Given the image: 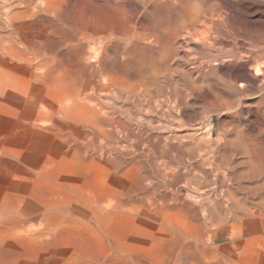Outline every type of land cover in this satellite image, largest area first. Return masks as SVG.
<instances>
[{"label": "rangeland", "instance_id": "1", "mask_svg": "<svg viewBox=\"0 0 264 264\" xmlns=\"http://www.w3.org/2000/svg\"><path fill=\"white\" fill-rule=\"evenodd\" d=\"M7 1L8 2H6V0H0V22L2 23V25H1L2 29L0 28V30H1L0 35H1V32L3 35L5 34L4 36L1 35L5 38V40L8 39L9 34H13L14 36L20 35L23 37L29 36V37H31V39H33V41H35L36 44L42 45V48H43L42 53H40L38 55H36L34 53L28 54V55H30V57H31V55L34 57L38 56V57H36L37 59H39V58L43 59L44 58L45 60H47V62H49V65L47 64V69H45L46 70L45 75L43 74V72H41V75L38 74L37 76H39V77L35 78L33 80L34 87H32L30 97L33 98V96H34V99L43 100V101H44L43 98H48V99H46V101H48V103L46 101H44V102L47 103V109H48L47 112L50 115L49 116L47 113V118L50 117L51 119L50 120L48 119L47 123L46 122L44 123L45 125L43 124L41 126L39 125L36 127V128H38V130H40L42 128L43 130H45V133H44V131L41 134L40 133H38V134L34 133L33 135H30V137H28L29 136L28 135V136H23L24 137L23 138L22 135H19L18 133H17V135H15L11 131L12 129L14 130V126L13 125L10 126L11 123L9 122L10 120L13 121V119L10 116L12 110L7 108L6 106H0V135L1 134H8L9 135V133H10L9 139H12V140H9V141H11L10 142L11 145L9 144V146H12V147L14 146L13 148L10 147V151L13 152L14 155L17 154L16 156H19V154L21 153L20 157H18L19 160L23 159V158L25 160H28L30 168H31L30 169L31 172H29V173L21 168V166L23 165L22 163H20L19 169L17 168V170L15 169L13 171L12 170L9 171V170L5 169L4 167L0 168V179H1L0 180V203H3V202L8 201V200H9L8 202H11V203H14V201H16V200L18 202H20L22 200L27 199V196L29 197L27 200H29L31 198L30 196H33V194H34V196L29 200L30 203H31V201H33L32 199H34V201L36 200L35 202L33 201L31 203L32 205L34 204L33 205V208H34L33 209V217H34V222H35L34 225L35 224L38 225V226L35 225L36 231L40 230L41 232H44V239H45L42 246H40V248H41L40 249L39 247L35 246V244H34V242H36L35 240L33 241L28 236H25L24 234H22V235H19L18 237L15 236V238L12 237L11 238L12 240L8 239V241H6L4 244V248L7 251H12V252H14L20 256H21V252H23V251L27 252V251L31 250V251H29V253L31 255L30 257H32L35 264H41V261L45 262V264H54V263H56V264H58V263L59 264H64V263L66 264L67 263L68 264V262H69V264H80V263L81 264L82 263L87 264L90 261V259H91V261L88 264H141V263L142 264H149V263L155 264L154 262H156V264H157L158 259H159L158 261L161 260L158 264H161V263L163 264L164 260H165L166 264L167 263L168 264H175V263L176 264H179V263L180 264H189V263L190 264H199V263L200 264H203V263H205V264L206 263L207 264H218V263L219 264H231V263L232 264H234V263H236V264H264V249H263L264 243H262L261 241H258V240L252 242L251 237H249V238L243 237L244 239L240 238V240L234 241L230 237V235H228V232L226 230V229L232 228L231 226H233L234 224L238 223V225H240V223H242V221L248 220V219L244 220V218L247 215V214L245 215V213H247L249 211L264 210L263 209L264 208V203H263L264 202V93H263L264 91L259 92V94L257 93L256 95H251V93H250L251 88L254 87V85L258 86L261 84L260 82H258V84L253 82V79L251 78L252 75L255 74L253 66L249 65L247 67V71H246V78L247 79L246 78L244 79L243 77H238V78H234V80H235L234 81L228 76V74H229L228 72H229L230 68L227 66L232 65V63L227 62V60H228L227 58L222 59V57H215L212 59V62L209 63V64H212V66L209 65L210 69L208 68L210 71L207 70V72L209 71L210 73L209 72H208L209 74L206 72L204 73V71H203V73H200L202 71V69L196 68V67H198V65L197 64L195 65V63H193L194 62L193 60L191 61V59H193L192 58L193 55H191V54L196 53L199 55V52L202 51L201 50L202 48L197 46L192 40H188V39H185V41L187 43V47L185 45H183V47L180 46V48H179V46L175 42V38H176L175 36H177L179 34L178 31L181 29L182 25L184 26L193 17V13L191 10H193L194 8L189 3L188 0H162V1L161 0H101V1L100 0H47V2H46V0H7ZM186 1H188V3ZM202 1H203V3H201V5H200V11L203 12L205 10L203 7H206L205 11H208V10L210 11V12H208L209 14H206L207 12L204 14L205 11L203 13L201 12L203 14V15L201 14V16H202L201 21L202 22H203V18L204 19L212 18V17H214L212 19L218 18V15H219L218 13H220V12H218L217 10L214 11L215 8L213 6H216V5L219 6V4H220V7L225 8L224 10H225V13L227 15H224L225 19H222V18H220L221 20L218 19L217 23L218 22L219 23L217 24V27H215V31H216V28L219 29L220 31L225 32V33L239 32V31H241V29L250 31L251 28H253V26H254V28H253L254 30L252 29V31H256L257 30L256 28L259 27V24H262V23L264 24V0H241V1L240 0H237V1L236 0H215V3H214V0H202ZM228 1H230V2H228ZM13 3H15V4H13ZM235 3H237V4L235 5ZM18 4H20V6ZM168 4H169V6H168ZM182 4H183V10H185V12L187 14L189 12L190 13L188 15L186 14L185 15L186 17L184 16L185 18L181 19L177 16L178 15L177 11L180 10V6H182ZM233 5H234V7H233ZM8 6H10V7H8ZM37 6H40V7L36 8ZM45 6H47V8ZM49 6L55 7L57 9V12L54 13L53 11H49V9H48ZM208 6H210V7H208ZM201 7L204 10H201ZM29 8H33V10L30 9L31 11L30 10L28 11L27 9H29ZM35 8H36V10H35ZM88 8L90 10H87ZM207 8H209V9H207ZM186 9H188V10H186ZM210 9H212V10H210ZM22 10H25V11L23 12ZM26 10L29 14H26ZM9 11L11 14H14L16 11H17L16 13H20V16L16 19H17V21L21 20L18 22L22 26H24L26 29L20 28L18 33H16L15 29L7 28L4 25L2 19L7 17L5 15H7ZM41 11H43V12H41ZM86 11H90L89 14ZM226 11H228V13ZM211 12H213V13H211ZM3 14H5V15H3ZM21 14H22V16H21ZM32 14H33V16H35L34 18H32L33 17ZM27 15L29 17H27ZM189 16H190V18H189ZM227 16H228V18H227ZM183 19L186 21H181ZM225 20H228L229 22L225 21ZM237 20H238V22H237ZM240 20L243 22V24H241L242 22ZM222 21L223 22L225 21L227 26H225V23H222ZM250 21L253 24L249 23ZM258 21H260V22H258ZM246 22H248L247 24L249 26L246 24ZM254 22L256 24H254ZM228 24H229V26L230 25L231 26L229 27ZM233 24H234V26H233ZM236 24H238V25H236ZM240 24H241V26H240ZM244 24H245L246 29L243 26ZM263 24L260 25L259 28H261V29L264 28ZM222 25H223V27H222ZM246 25H247V27H246ZM255 26H256V28H255ZM236 28L237 29L239 28V29L236 30ZM221 29H223V30H221ZM228 29H229V31H228ZM231 29H233V31H231ZM261 29H259V30H261ZM187 31H188V29L185 30L183 33H186ZM252 31H250V32H252ZM150 32L153 33V35ZM155 32L157 33V35H159L157 37V39H155L156 37L154 36V34L156 35ZM45 33H46V35H45ZM84 33H86V34H84ZM88 33H90V34H88ZM82 34L83 35H89L92 37L94 36V38H100L101 36L104 37L105 35H108V37L111 39V40L108 39L107 41L103 42L101 47L98 48V50H95L94 48L99 47V45H100L99 42H97L96 44H93V47L91 46V48L94 49L95 56L97 55L96 57L98 59L101 58L100 59V65H97L99 63L95 57L90 58V59H93L92 62H90L91 60L88 59V61L90 60L89 61L90 63L88 62V64H87V59L84 58L85 56L82 57L81 52H80V47H79V40H80ZM44 36L46 38H44ZM150 36H151V38H150ZM173 37H175V38H173ZM158 38H160V39L158 40ZM36 39H38V40L36 41ZM225 39L223 38V40H224V43H223L224 46L223 47L224 48L227 47L226 49H231V47L233 48L234 44L228 40H225ZM5 42L6 41H4V43L0 42V46L7 43V42L6 43ZM134 43H136V44L134 45ZM155 43H157V44L159 43V44L157 45ZM97 44H99V45L97 46ZM225 44H226V47H225ZM150 45H151V47H150ZM164 46H166V47H164ZM184 46L186 48H184ZM242 47H239L240 50H238L237 54H236L239 59H241L244 56L243 55L244 51L247 52V48H248L247 46H246V48H242ZM176 48H177V50H176ZM181 48L184 49V51H178ZM187 48H190L192 50L186 51ZM99 49L102 52H100ZM197 49H198V51H197ZM87 50H89V48H87ZM139 50H141V51H139ZM2 51L3 50L0 49V54L1 53L3 54ZM146 51L147 52L152 51V52L147 53ZM179 53L182 56L184 54H186L183 56L186 59L184 60V58ZM101 54H103V55H101ZM239 54L241 57H239ZM177 55L180 57H178ZM162 56H163V58H162ZM56 58H58V59H56ZM78 58H80L79 60H81V61H79ZM160 58H161V60H160ZM152 59L154 62H152ZM221 59H222V61H221ZM53 60H55V61H53ZM84 60L86 62H84ZM95 60L97 61V63ZM17 62L20 63L19 61H17ZM217 62H219V63H217ZM51 63H53V64H51ZM220 63H222V64H220ZM54 64H56L58 66L56 67V65H54ZM60 65H62L61 67H63V68H61ZM97 66H100L101 70H103L105 73H107L114 80L116 77L120 78V81H121V78H122V80L124 79L123 81L120 82V81H118L119 79L117 78L118 82L116 80L115 81L117 83H123L124 85H126V87H127L126 91H123L121 89H113L112 91H109V93H108V92H101L99 87H97L98 88L97 90L99 91V93L96 96V98H94L93 100L87 98V96H88L87 94H90V93H87V91H90V88H92L91 92L93 90H95L96 88H94V87L97 83V80H99L98 78H95L96 69L98 68ZM214 66H216L217 68L219 67L218 68L219 71ZM50 68H52L53 71ZM140 68H141V70H140ZM54 69H56V71H58V69H59V72H56ZM192 69L194 70V72H192L193 71ZM197 70H199V71H197ZM223 70H225V71H223ZM250 70H251V73H250ZM89 71H90V73H89ZM53 74H55L56 76L58 75L59 77L61 76L60 77L61 80L57 76L56 81L59 80L58 83L61 84V82L63 80V82L60 86L62 88H64V84H65L66 87L64 89H62V88L58 89V88H60V86L56 81H55L56 83L54 82L53 79H55V76H53ZM205 74H206V76L207 75L209 76L211 74L210 75L211 77L209 76L210 78L207 76L209 79V83L210 82L212 83L218 77H222V79L224 78L227 80L230 79V81L235 85L237 90L239 89L238 94H239L240 98H239L238 94H235V96H234V94L233 95L225 94V91L223 92V90H221V89H218V88L216 89V87L215 88L213 87V90H212V87H210V86H208L209 88L206 85L201 86L203 84V82H201V81H203V78H204L203 76H205ZM113 75L116 77L114 78ZM142 75H143V77H141ZM216 75H218V77H216ZM21 76H22V74H19V78H21L23 81L21 79H19V80L27 83V81H25L27 77L26 76L24 77V75H23L22 76L23 78H22ZM200 76H202V77L200 78ZM196 77H198L200 79H197ZM262 78L263 77H260V80L263 81ZM68 80H70V81H68ZM73 80H76V81H73ZM84 80H86V81H84ZM136 81L137 82L139 81V82L137 83ZM30 82L32 83L31 80H30ZM44 82H45V86H44ZM68 82H70L71 84H69ZM78 82H80V84ZM125 82H127L128 84H126ZM195 82L196 83L198 82V83L196 84ZM200 82H201V84H200ZM46 83H47V85H46ZM51 83H52V85H51ZM134 83H136L138 85H136ZM139 83H140V85H139ZM211 83H210V85H211ZM55 84L56 85L58 84L57 87H55ZM66 84H69V87ZM74 84H76V85H74ZM84 84H86V85H84ZM39 85L44 90L46 88H48V89H46V91H44L41 87H40L41 89H39ZM48 85H49V87H48ZM77 85H78V87H77ZM133 85L134 86L136 85V87H138V89L136 87L134 88ZM193 85H195L194 90H192ZM52 86H54V87L52 88ZM147 86H149V87H147ZM199 86L201 87L202 92L198 91V88H200ZM212 86H213V84H212ZM36 87H38V89ZM205 87L208 88V91ZM72 88H74V89H72ZM80 88H82V89H80ZM68 89L70 92L68 91ZM79 89L81 90V92ZM130 89H135V90L131 91ZM60 90L61 91L64 90V92H65L64 94L67 95L65 100H63V95H64L63 91L61 93ZM83 90L87 94L85 92L83 93ZM114 90H116V93L114 92ZM138 90H141V91H139L137 93ZM244 90L250 91V92H247V95H245L246 93H244V94L242 93V96H241V92H245ZM51 91H52V93H51ZM74 91H76L78 93H76ZM205 91L207 93H205ZM127 92L129 93V95ZM135 92H136V95L134 94ZM203 92L206 95L202 94ZM69 93H71V94H69ZM80 93L82 96L80 95ZM191 93H192V96H191ZM248 93L250 95H248ZM31 94L33 96H31ZM61 94H62V96H61ZM76 94H78V95H76ZM83 94H84V96H83ZM130 94H131V96H130ZM126 95L129 96L130 98L126 97ZM194 95H197L198 97L194 96ZM243 95L245 98L243 97ZM76 96H77V100L74 99V98H76ZM78 96L83 97L82 101L78 100V99L81 100V98H79ZM117 97H120V99H118ZM122 98H123V100H122ZM84 99L87 100L89 103H91V105H89L88 102L85 103L86 101ZM60 101L61 102L63 101V104H65V105L68 104L69 109L72 107L71 111L69 110V113L71 112L70 113L71 116L68 113H67V116L64 115L67 118L66 120H65V118H63L64 116L59 111V107H58L59 104L58 103H60ZM64 101H66V103ZM74 101H77V102H74ZM50 102H52V103H50ZM69 104L71 105V107ZM74 104H76V105H74ZM96 104L99 105L98 108L97 107L95 108ZM56 105H58V106H56ZM72 105H74V106H72ZM237 105L238 106L242 105V107H240V106L238 107ZM76 106L77 107L79 106V107L76 108ZM73 107L76 110H74ZM94 108L97 109V111L96 110L94 111ZM55 109H58V110L55 111ZM100 109L102 111H100ZM83 110H85V111H83ZM99 111H100V113H97ZM42 112L43 111L39 109V110H37L36 113H42ZM90 112L91 113L93 112L92 114H94L96 117L94 115H92ZM106 112H107V114L110 113L111 115L109 114L107 117L105 115ZM58 113L60 115L59 118H58V116H59ZM88 113L90 115H87ZM73 114H74V116H73ZM99 114L102 116H100ZM54 115H55V117L58 118V120H56V118H53ZM6 116H8V117H6ZM91 116L94 117V118L93 117L92 118L95 120L94 122L96 124H94ZM114 116L116 118L115 119L116 121L113 120ZM74 117H76L77 119ZM109 117L111 118V120ZM117 118L121 121L117 120ZM51 120H53V121L55 120L56 122L55 121L53 122ZM59 120H61V121L63 120V122H59ZM83 120H85V121H83ZM71 121H72V123H71ZM79 121L81 122L80 124L78 123ZM90 121L93 122V124L97 127V129H96V127L95 128L93 127L94 125L91 126ZM113 121L116 122V125ZM50 122L51 123L53 122V123L50 124ZM74 122H77V123H74ZM122 122H125V124H123L124 126L122 125ZM61 123H64V124L61 125ZM46 124L47 125L49 124V125L47 126ZM97 124H99L100 126ZM52 125H54V126H52ZM57 125H60V126L57 127ZM72 125H73V127H72ZM74 125H77V127ZM109 126H111V129L109 128ZM43 127H45L46 129ZM70 127H71V129H70ZM123 127H125V128H123ZM61 128H64L66 131L65 130L62 131ZM74 128H76V129H74ZM80 128H81V130L82 129L83 130L81 131ZM115 128H117V129L115 130ZM128 128L130 131L129 130L126 131ZM68 129H70V130L68 131ZM72 129H74V130H72ZM77 129H79V130H77ZM76 130H77V133L74 132ZM120 130H121V132H119ZM61 131L64 132L65 134L61 133ZM70 131H72L73 134ZM124 131H126L127 133ZM57 132L61 136H59ZM67 132L71 133V135L73 136L72 138H74V140L70 137L71 135ZM81 132L84 135L81 134V136H80ZM88 132L91 135L88 134ZM117 132H119L118 133L119 135L117 134ZM122 132H124L125 138H128V139L123 138L124 136H123ZM12 133H13L14 137H13ZM43 133L45 136L43 135ZM48 133H51L50 136L52 138H50ZM74 135H76V136H74ZM100 135H101V137H100ZM102 135L104 136V138ZM66 136L69 137V139H71V140L69 141ZM88 136H90V138ZM92 136H93V138H92ZM64 137H66V138H64ZM86 137H88L89 139L87 138L88 139L87 140ZM99 137L103 141H101L99 139ZM22 139L27 140L29 144L23 142ZM84 139H86V140H84ZM120 139H121V141H120ZM13 140H14V142H13ZM17 140H18V142H16ZM29 140H30V142H29ZM51 140H54V141H51ZM72 140H73V142H72ZM83 140L87 141V142H84ZM122 140H124V141H122ZM106 141L109 142L110 144L106 143ZM116 142H119L121 145L119 143H116ZM12 143H18V144L12 145ZM86 143H88V144H86ZM122 143H123V145H122ZM47 144L49 145V147ZM68 144H70V145H68ZM20 145H21V147H20ZM82 146H83V148L85 147L86 149L83 150ZM91 146H92V148H91ZM123 146H125V147H123ZM24 147H26L27 149ZM74 147H77V148L74 149ZM23 148H24V150H23ZM28 148H29V150H28ZM42 148H43V151L48 150V151H46L47 153L44 151L46 154L43 151H41ZM245 148H246V151L249 149L248 152H245ZM87 149H88V152H86ZM112 149L114 151H111ZM121 149H123V150H121ZM81 150H82V152H81ZM73 151L74 152L77 151L78 154L74 153ZM89 151L92 153H89ZM93 151H95L96 153L95 152L93 153ZM100 151H101V153H100ZM18 152H20V153L18 154ZM36 152H37V155H35ZM103 152H104V154H103ZM31 153H35V154H31ZM85 153H88L89 155L88 154L85 155ZM111 153L114 155H112ZM117 153H119V154H117ZM251 153L253 154L252 156H251ZM41 154H43L42 157H41ZM71 154H73V155H71ZM94 154H95V156H94ZM98 155H100V156H98ZM70 156H73V157H70ZM110 156H112L113 158ZM103 157H104V159H103ZM121 159L123 162L121 161ZM125 159H126V161H124ZM251 159L254 160L253 162H255L256 165L254 164V166H252L253 163L249 164V163H251L250 162ZM37 160H39V161H37ZM110 160H112L113 162ZM44 161H46V162H44ZM118 162H120V164ZM121 163H122V165H121ZM44 164H45V166H44ZM41 166H43V167H41ZM255 166H257V168L258 167L261 168L262 173L259 172L261 169L257 170V168ZM44 167H45V169H44ZM37 168H40V169H37ZM233 168L236 170H234ZM35 169H37L36 172H35ZM249 170H251V171H249ZM32 171H34L35 174H33ZM233 171H234V173H233ZM13 172H15V173H13ZM31 173L33 174V178L36 179L37 181L34 180L32 177H30V176H32ZM17 174H18V176H17ZM23 174H25L26 176ZM39 175H40V177L41 176L42 177L40 178ZM37 177L40 178V181H38ZM235 179H237V180H235ZM12 180L13 181L18 180V181H20L21 184H19V182L17 181L16 182L17 184H15L16 186H14V188H13V185L15 182H13ZM30 180H32V182H30V183H32L31 186L32 185L33 186L36 185V186H34V187L29 186ZM11 181L13 184L11 183ZM33 188H35V189H33ZM24 189H26V190L29 189V190H27L29 193H32L31 190L32 191L34 190V191L29 196L27 191H23ZM37 190H39V191H37ZM7 191H8V193L10 191V193L8 194ZM35 191L37 194H35ZM43 191H44V194H43ZM11 192L13 194H11ZM38 192H40L41 196L42 197L44 196L45 198L41 199L42 198L41 196H37L40 194V193L38 194ZM1 194H3V195H1ZM10 194L13 196H11ZM26 194H27V196H26ZM9 195L12 198H10ZM45 195L47 196V199H46ZM82 195H84V196L86 195V196L84 197ZM89 195H90V197H89ZM93 195H96L95 196L96 198ZM87 196H88V198H87ZM91 196L93 198H91ZM108 196H110L111 199ZM260 196H263V198H260ZM37 197H38V199H37ZM77 197H78V199H77ZM14 198L16 200H14ZM89 198H91V200ZM113 198H115L114 199L115 201L112 200ZM230 198H231V200H230ZM79 199H81V201L83 200V202L78 203V201H80ZM124 199H125L126 203L124 202ZM238 199H239V201H238ZM261 199H263V200L260 201ZM108 200L113 201L114 203L109 202ZM128 200H130L131 202ZM234 200H237V201L235 202ZM72 201L74 202L73 204H72ZM95 201H96V203L94 204ZM244 201H245V203H244ZM44 202H46L47 204H45ZM97 202H101L100 203L101 205H99V203H97ZM118 202H119V204H118ZM238 202H241V204ZM84 203H85L86 207H85ZM111 203H113V204H111ZM163 203H165V204L163 205ZM38 204L39 205L42 204L41 207ZM74 204H77V205H74ZM103 204H104V206H102ZM94 205H96L98 207L100 206L103 208L101 210L100 207L99 208L97 207L98 208L97 209V208H95L96 206H94ZM107 205H109L110 207ZM114 205L116 206L115 209L117 208V205L118 206L122 205L124 208L121 206V208L118 207L117 210H115V209H113ZM133 205H134V207H133ZM156 205H158V206H156ZM224 205L227 207H225ZM247 205H248V208H247ZM254 205H256V206H254ZM42 206L43 207L45 206L44 209ZM80 206H82V207H80ZM149 206L152 208V210L150 209ZM159 206H160V208H159ZM215 206H217V207H215ZM238 206H239V208H238ZM240 206H241V208H240ZM243 206L244 207L246 206L245 207L246 209L243 208ZM257 206H258V208H260L259 210H258V208H255ZM54 207H55V209H54ZM90 207L91 208L93 207V209L91 210ZM105 207L106 208L109 207L108 209H110V210L108 212H106V210H108V209H104ZM224 207H225L227 212L225 211V209H223ZM228 207H230V208L228 209ZM78 208H80V209H78ZM138 208H142V209H140V211H139ZM171 208H173L175 210H173V209L171 210ZM176 208H177V210H176ZM179 208L183 209V210L178 211ZM184 208H186L185 211H184ZM65 209H66V211H65ZM77 209H78V211H77ZM83 209L84 210L86 209V210L84 211ZM95 209H97V210H95ZM103 209H104V211H103ZM120 209L123 210V212ZM129 209H130L131 213L128 212ZM215 209L218 211H216ZM99 210L101 212H99ZM118 210H120L121 213H118V212H120ZM163 210H165V211H163ZM187 210H189L190 212ZM93 211H94V215H93ZM113 211L116 213H114ZM150 211H152V213ZM80 212L83 216L81 214H79ZM83 212L86 214H84ZM105 212H106V215H104ZM133 212H134V214H133ZM194 212H197V213H194ZM237 212H238L239 216H238ZM107 213H110V214L112 213V216L110 214H107ZM159 213L163 217H160ZM169 213H171V214H169ZM174 213H175V215L177 213H179L176 215L178 218L174 217V215H173ZM205 213H208L209 215L208 214L205 215ZM162 214H164V215H162ZM184 214H186V215L183 216ZM211 214L214 215L212 217V219H211V216H212ZM226 214H227V216H225ZM230 214H232V215H230ZM63 215L65 218L63 217ZM70 215H73V216H70ZM95 215H96V217L97 216L98 217L96 218ZM109 215L111 217H109ZM219 215H221L222 217L221 216L219 217ZM235 215H236V217H235ZM242 215L245 217L243 218ZM74 216H77V217H74ZM136 216H138L139 218ZM143 216H145V218ZM179 216L182 218L185 217L186 221H185V218L183 219L184 221L181 220L182 218H180ZM200 216H203V219H201L202 217H200ZM207 216L209 217V219ZM206 217H207V219H206ZM60 218H62V220ZM101 218H102V220H104L103 224L101 222L102 221ZM104 218H106V219H104ZM150 218H152V219L150 220ZM219 218H222L221 221L219 220ZM230 218H232V219H230ZM240 219L242 221H240ZM148 220H150V221H148ZM167 220L168 221L170 220L169 223H166L168 225L163 223L164 221L166 222ZM172 220H173V222L174 221L175 222L173 223ZM198 220H200V221H198ZM231 220H232V222H231ZM91 221H92V224L90 223ZM153 221H154V223L156 221L158 223L156 222L154 225V223H152ZM196 221H198V222H196ZM219 221H220V224L218 223ZM228 221H230V222H228ZM233 221H234V223H233ZM108 222H109V224H108ZM223 222L224 223L226 222V223L224 224ZM46 223H47V225H46ZM110 223H111L112 227L110 226ZM172 223H173L174 227H173ZM211 223H213V224H211ZM178 224H180L181 226H179ZM182 224L184 227L182 226ZM201 224L202 225L204 224L205 226L204 225L201 226ZM226 224H229L230 226L227 225L228 226L227 227ZM51 225L53 227L54 226L55 227L53 228ZM94 225H96V226L94 227ZM103 225H106V226H103ZM193 225H195V226H193ZM46 226L47 227L49 226L48 229L45 228ZM157 226L159 228H161L162 226H165V229L161 228V231H160V229ZM177 226H178V229H177ZM186 226H187V228H186ZM213 226L216 230L218 229L219 231H221V233L214 230ZM136 227H137V230L136 229L134 230V228H136ZM179 227H180V229L182 227L181 230L183 232H181ZM190 227L193 229V230L191 229V232H190V230H188V228H190ZM96 228H97V230H96ZM92 229H94V231ZM100 229H102V230H100ZM103 229H104V231H103ZM110 229L114 233L115 232L116 233L112 234V231ZM139 229L140 230L142 229L141 230L142 232ZM163 229H164V232L166 231V233L163 232ZM200 229L205 230V234H202L201 233L202 230H200ZM206 229H207V231H206ZM222 229L225 231H223ZM87 230H89L88 231L89 233L86 232ZM98 230L102 231L103 233L99 232ZM209 230H211L212 232H210ZM185 231L188 234L184 233ZM193 231L196 232V234H198V233L199 234L197 236L196 235L193 236L195 234ZM222 231H223V233H222ZM48 232L49 233L52 232L51 234L55 233V235L51 236V234H49ZM170 232L173 233L174 236H177V235H179L180 237L183 236L182 238H180V240H179L180 242H178L176 244V241H174V240H176L177 238L174 237L175 239L173 240V238H171L173 236L169 235ZM189 232L192 234H190ZM202 232H204V231H202ZM47 233L49 235H47ZM90 233L91 234L93 233V234L91 235ZM94 233L97 234V236L94 235ZM107 233L109 235H107ZM110 233H111V235H110ZM134 233H137L136 234L137 236L132 235ZM156 233L159 235V237L156 236ZM200 233H201L202 237H201ZM87 234H89V235H87ZM208 234L210 236H208ZM217 234H219L218 236H220V238L218 236H216ZM223 234H225V235H223ZM152 235H154V236H152ZM23 236H25V237H23ZM45 236H46V238H45ZM53 236H55V237H53ZM112 236H113V238L115 237L113 239L114 242L112 240ZM187 236H189V237H187ZM205 236H206V238H205L206 240L203 239ZM207 236L209 238H212V239H209ZM161 237H162V239H161ZM198 237H201L203 240L201 238H198ZM27 238H29V239H27ZM78 238H79V240H78ZM183 238H184V240H183ZM186 238H187L188 242H187ZM189 238H191V239H189ZM53 239L54 240L57 239L56 241H54V244L56 246L53 244ZM74 239H76V241H78V242L74 241ZM88 239H92V240L88 241ZM150 239H152V240H150ZM166 239H170L172 241L167 240V242H166ZM197 239L200 241H198ZM230 239H232L231 242H230ZM13 240H14V242H11ZM25 240H26V242H25ZM27 240L30 242H27ZM31 240H32V242H31ZM81 240H83V241H81ZM84 240L87 243H85ZM116 240H117V243H116ZM248 240H250V241H248ZM9 241H10V243H9ZM82 242L84 244L89 243L91 245L90 246L88 244L90 246V248H88L89 246L84 245ZM173 242H174V245H176V246H174L172 244ZM15 243L18 244V246L21 245L20 250H19L18 246L16 247ZM27 243H28V247H27ZM45 243H47L48 245ZM76 243H79V244H76ZM162 243L165 246H163V245L161 246ZM10 244H12V245H10ZM169 244H171L172 246ZM22 245L26 247V250H25V247H23ZM83 245L85 247V250L83 248ZM118 245L121 248L118 247ZM195 245H198V246H195ZM209 245H211V246L209 247ZM214 245H215V248H214ZM216 245H217L218 251H216ZM230 245H231V247L234 246V248L232 247L233 248L232 249L230 247ZM10 246H13L14 248L10 247ZM30 246L35 247V248L33 249ZM45 246H47V247H45ZM76 246H78V247H76ZM151 246L152 247L155 246L156 248L153 247L154 248L153 249ZM7 247H8V249H7ZM91 247H94L95 249L93 248L94 249L93 250V249H91ZM113 247H116V248L113 249ZM160 247H162V250ZM193 248H195V249H193ZM44 249H47V250H44ZM68 249H69L70 253H69V251H67ZM156 249H158V250H156ZM188 249L189 250L193 249V250L189 251ZM208 249L210 250V252ZM239 249H240V252L237 253V251ZM34 250H36V251H34ZM42 250H43V252H41ZM58 250H59V252H58V256H57V255H55V253L57 254ZM63 250L67 252V253L65 252L66 256H64L65 254H64V252H62ZM72 250L73 251L76 250V251L73 252ZM78 250H80V251H78ZM159 250L162 252V254H165V255H162L161 253H159L160 252ZM175 250H177L178 252H175ZM197 250H199V251H197ZM219 250H221V251H219ZM45 251H46V253H44ZM31 252H32V254H31ZM157 252L159 253V255L157 254ZM179 252H181V254ZM35 253H37V254H35ZM50 253H53V254L50 255ZM114 253H116V254H114ZM48 254H49V256H48ZM86 254H88V255H86ZM76 255H78V256H76ZM90 255L92 256V258ZM156 255H158V256H156ZM172 255H173V257H172ZM36 256H37V258H36ZM38 256H40V257H38ZM93 256H94V258H93ZM148 256H150V257H148ZM164 256H165V258H164ZM181 256H183L184 258L182 259ZM228 256H230V257H228ZM73 257H76V258H73ZM78 257L80 259H78ZM151 257H153V258L158 257V258L155 260ZM85 258H86V260H85ZM129 258L131 260H129ZM66 259H69V260L67 261ZM141 259L142 260L144 259V260L142 261ZM209 259H211V260H209ZM230 259H231V262H229ZM49 260L51 262H49ZM96 260H98V261H96ZM193 260L198 261V262L196 263ZM233 260H235V261H233ZM36 261H38V262H36ZM52 261H54V262H52ZM77 261H80V262H77ZM224 261H226V262H224ZM165 262H164V264H165ZM227 262H229V263H227Z\"/></svg>", "mask_w": 264, "mask_h": 264}, {"label": "bare ground", "instance_id": "2", "mask_svg": "<svg viewBox=\"0 0 264 264\" xmlns=\"http://www.w3.org/2000/svg\"><path fill=\"white\" fill-rule=\"evenodd\" d=\"M101 1V0H100ZM162 1V0H161ZM189 1V3L193 6V10H191L192 11V13H193V17L191 18V20L189 21V22H187L184 26L182 25V27H181V29L178 31V35L177 36H175V37H173V38H175V42H176V44L179 46V48H180V46H182L183 47V45H185L186 47H187V43H186V41H185V39H188V40H192L197 46H199L200 48H202L200 51L201 52H199V55L198 54H191V55H193L192 56V58L193 59H191V61L193 60L194 62L193 63H195V65L197 64L198 65V67H196V68H200V69H202V71L200 72V73H203V71H204V73L206 72V73H208L210 70V68H209V65H211L212 66V64H209V63H211L212 62V59L213 58H215V57H222V59L223 58H227L228 60H227V62H231L232 63V65H229V66H227V67H229L230 69H229V74H228V76L232 79V80H234V78H238V77H243L244 79L246 78V71H247V67L250 65H252L253 66V68H254V71H255V74L254 75H252V79H253V82H255V83H257L258 84V82H260L261 84L260 85H254V87H252L251 88V92L250 91H245V92H241V96H242V93L244 94V93H246L245 95H247V92H250L251 93V95H256L257 93L259 94V92H263L264 91V28H259L260 27V25H262V24H259V27H257L256 28V26H255V28L257 29L256 31H252V29L254 28V26H253V28H251V30L250 31H252V32H250V31H247V30H242L241 29V31H239V32H228V33H225V32H223V31H220L219 29H217L216 28V31H215V27H217V24L219 23H217V21H218V19H220V18H222V19H225L224 18V15H227L226 13H225V8H223V7H220V4H219V6H213L215 9H214V11H218V12H220V13H218L219 15H218V18L217 19H212V18H214V17H212V18H206V19H204L203 18V22L201 21L202 20V16H201V14L206 10V7H201V10H204L203 12L202 11H200V5H201V3H203V1L202 0H188ZM188 1H186L187 3H188ZM237 1V0H236ZM241 1V0H240ZM6 2H8L7 0H6ZM11 2V1H10ZM43 2V1H42ZM46 2H47V0H46ZM168 2V1H167ZM166 2V3H167ZM182 2V1H181ZM217 2V1H216ZM228 2H230V1H228ZM17 3V2H16ZM45 3V2H44ZM214 3H215V0H214ZM13 4H15V3H13ZM41 4V3H40ZM39 4V5H40ZM212 4V3H211ZM217 4V3H216ZM233 4V3H232ZM237 3H235V5H236ZM239 4V3H238ZM9 5V4H8ZM12 5V4H11ZM19 6H20V4H18ZM26 5V4H25ZM32 5V4H31ZM43 5V4H42ZM46 5V4H45ZM203 5V4H202ZM215 5V4H214ZM5 6V5H4ZM33 6V5H32ZM35 6V5H34ZM168 6H169V4H168ZM211 6V5H210ZM210 6H208V7H210ZM222 6V5H221ZM8 7H10V6H8ZM29 7V6H28ZM40 6H37L36 8H39ZM44 7V6H43ZM46 8H47V6H45ZM212 7V6H211ZM233 7H234V5H233ZM27 8V7H26ZM36 8H35V10H36ZM168 8V7H167ZM186 8V7H185ZM188 8V7H187ZM4 9V8H3ZM30 9H32L33 10V8H29V9H27L28 11L30 10ZM49 11H53L54 13L55 12H57V9L55 8V7H53V6H49ZM110 9V8H109ZM190 9V8H189ZM192 9V8H191ZM207 9H209V8H207ZM21 10V9H20ZM27 10H26V14H29L28 12H27ZM39 10V9H38ZM87 10H90L89 8L87 9ZM111 10V9H110ZM109 10V11H110ZM186 10H188V9H186ZM210 10H212V9H210ZM14 11V10H13ZM12 11V12H13ZM23 12L25 11V10H22ZM31 11V10H30ZM46 11V10H45ZM190 11V10H189ZM17 12V11H16ZM14 13V14H11L10 13V11L8 12V14L7 15H5V14H3V15H5V16H7V17H5L4 19H2L3 20V23H4V25L7 27V28H12V29H15V32L16 33H18V31H19V29L20 28H23V29H26L24 26H22L18 21H21V20H18L17 21V19L16 18H18L19 16H20V13ZM34 12V11H33ZM32 12V13H33ZM38 12V11H37ZM41 12H43V11H41ZM86 12H88V14H89V12L90 11H86ZM178 13V17L179 18H185L186 16V12H185V10H183V4H182V6H180V10H178L177 11ZM202 12V13H201ZM207 12V13H206ZM208 12H210L209 10L208 11H205L204 12V14L206 13V14H209ZM227 13H228V11H226ZM31 13V12H30ZM35 13V12H34ZM39 13V12H38ZM48 13V12H47ZM190 13V12H189ZM188 13V14H189ZM211 13H213V12H211ZM210 13V14H211ZM215 13V12H214ZM87 14V13H86ZM85 14V15H86ZM187 14V15H188ZM203 15V14H202ZM212 15V14H211ZM210 15V16H211ZM217 15V14H216ZM215 15V16H216ZM21 16H22V14H21ZM31 16V15H30ZM32 16H33V14H32ZM185 16V17H184ZM27 17H29L28 15H27ZM35 16H33L32 18H34ZM25 18V17H24ZM31 18V17H30ZM189 18H190V16H189ZM227 18H228V16H227ZM27 19V18H26ZM171 19V18H170ZM221 20V19H220ZM181 21H186V20H181ZM180 21V22H181ZM225 21H228V20H225ZM225 21L223 22L222 21V23H225ZM241 21V20H240ZM202 22V23H201ZM221 22V21H220ZM229 22V21H228ZM231 22V21H230ZM237 22H238V20H237ZM242 22V21H241ZM240 22V23H241ZM258 22H260V21H258ZM183 23V22H182ZM233 23V22H232ZM245 23V22H244ZM248 22H246V24H247ZM249 23H252L251 21L249 22ZM221 24V23H220ZM241 24H243V22L241 23ZM241 24H240V26H241ZM253 24V23H252ZM254 24H256L255 22H254ZM2 23L0 22V28L2 29ZM110 25V24H109ZM181 25V24H180ZM224 25V24H223ZM223 25H222V27H223ZM236 25H238V24H236ZM248 25V24H247ZM247 25H246V27H247ZM225 26H227L226 25V23H225ZM228 26H229V24H228ZM231 26V25H230ZM229 26V27H230ZM233 26H234V24H233ZM232 26V27H233ZM244 26V28H245V24L243 25ZM249 26V25H248ZM179 27V28H180ZM237 27V26H236ZM263 27H264V24H263ZM221 28V27H220ZM227 28V27H226ZM249 28V27H248ZM261 29V30H259V29ZM108 29V28H107ZM188 29V31L186 32V33H183L185 30H187ZM239 29V28H238ZM237 28H236V30H238ZM246 29V28H245ZM10 30V29H9ZM109 30V29H108ZM221 30H223V29H221ZM235 30V29H234ZM249 30V29H248ZM254 30V29H253ZM1 31V30H0ZM225 31V30H224ZM228 31H229V29H228ZM231 31H233V29H231ZM85 32V31H84ZM87 32V31H86ZM91 32V31H90ZM4 33V32H3ZM81 33V32H80ZM151 33V32H150ZM156 33V32H155ZM84 34H86V33H84ZM88 34H90V33H88ZM152 35H153V33H151ZM185 34V35H184ZM1 35H3L2 34V32H1ZM0 35V42H3L4 43V41H6L5 43L6 44H3L2 46H0V49H2L3 51V54L1 53L0 54V106H6L7 108H9L10 110H12L11 111V118L13 119V121L12 120H10L9 122L11 123V125L10 126H14V130L12 129L11 131L15 134V135H17V133L19 134V135H22V137L23 136H28V137H30V135H33L34 133H36V134H38V133H42L43 131H44V133H45V130H43L41 127V129L40 130H38V128H36L37 126H41V125H43L45 122L47 123V120L49 119H51L50 117L49 118H47V111H48V109H47V103H48V101H46V99H48V98H43L44 99V101H46L47 103H45L43 100H36V99H34V96L31 94V96H33V98L32 97H30V93H31V90H32V87H34V83H33V80L35 79V78H38L39 76H37L38 74H40L41 75V72H43V74L45 75V73H46V70L45 69H47V64L49 65V62H47V60H45L44 58L43 59H37L36 57H38V56H36V55H38V54H40V53H42V45L41 44H36L35 43V41H33V39H31V37H29V36H26V37H23V36H20V35H18V36H14L13 34H9V36H8V39H6L5 40V38L3 37V36H1ZM25 35V34H24ZM45 35H46V33H45ZM83 35V34H82ZM81 35V38H80V40H79V47H80V52H81V55H82V57L83 56H85L84 58L85 59H87V64H88V62L90 61V62H92V60L93 59H90L91 57L93 58V57H95L96 58V60H98V63L99 64H97V65H100V59H98L96 56H95V52H94V49L95 50H98V48H100L101 47V45H102V43L103 42H105V41H107L108 39H110L109 37H108V35H105L104 37H100V38H94V36L92 37V36H89V35H83L82 36ZM156 35H157V33H156ZM155 34H154V36L156 37H154L155 39H157V37L159 36V35H157L156 36ZM149 36V35H148ZM78 37V36H77ZM44 38H46L45 36H44ZM43 38V39H44ZM150 38H151V36H150ZM223 38L225 39V40H228V41H230V42H232L233 44H234V46H233V48L231 47V49H226L227 47H226V44H225V47L226 48H224L223 46V43H224V40H223ZM40 39V38H39ZM120 39V38H119ZM154 39V40H155ZM160 38H158V40H159ZM38 39H36V41H37ZM41 40V39H40ZM111 40V39H110ZM109 40V41H110ZM113 40V39H112ZM121 40V39H120ZM151 40V39H150ZM139 41V40H138ZM157 41V40H156ZM97 42H99L100 43V45L99 44H97V46L99 45V47H95L94 49L93 48H91V46L93 47V44H96ZM154 42V41H153ZM159 42V41H158ZM229 42V43H230ZM43 43V42H42ZM150 43V42H149ZM136 43H134V45H135ZM138 44V43H137ZM140 44V43H139ZM152 44V43H151ZM155 44H157V43H155ZM159 44V43H158ZM157 44V45H158ZM175 44V43H174ZM143 45V44H142ZM166 45V44H165ZM239 45V46H238ZM140 46V45H139ZM184 46V48H186ZM238 46V47H237ZM243 46V47H242ZM246 46L248 47L247 48V52H245L244 51V56L241 58V59H239L238 57H237V51L238 50H240L239 49V47H242V48H246ZM77 47V46H76ZM150 47H151V45H150ZM164 47H166V46H164ZM163 47V48H164ZM87 48H89V50H87ZM97 48V49H96ZM135 48V47H134ZM173 48V47H172ZM198 48V47H197ZM230 48V47H229ZM176 50H177V48H176ZM192 49H190V48H187V50L186 51H191ZM245 50V49H244ZM99 51L100 52H102L100 49H99ZM139 51H141V50H139ZM144 51V50H143ZM178 51H184V49H180V50H178ZM197 51H198V49H197ZM98 52V51H97ZM147 52V51H146ZM152 52V51H151ZM151 52H147V53H151ZM31 53H34V54H36L35 56L36 57H34V56H32L31 55V57H30V55H28V54H31ZM183 53V52H182ZM198 53V52H197ZM99 54V53H98ZM162 54V53H161ZM180 54V53H179ZM178 54V55H179ZM101 55H103V54H101ZM124 55V54H123ZM168 55V54H167ZM177 55V56H178ZM181 55V54H180ZM184 55H186V54H184ZM183 55V56H184ZM87 56V57H86ZM165 56V55H164ZM169 56V55H168ZM182 56V55H181ZM182 56V57H183ZM57 57V56H56ZM101 57V56H100ZM128 57V56H127ZM166 57V56H165ZM176 57V56H175ZM178 57H180V56H178ZM177 57V58H178ZM186 57V56H185ZM239 57H241L240 56V54H239ZM76 58V57H75ZM81 58V57H80ZM80 58H78V60L80 59ZM137 58V57H136ZM141 58V57H140ZM162 58H163V56H162ZM184 58V57H183ZM54 59V58H53ZM56 59H58V58H56ZM88 59H90L89 61H88ZM186 58H184V60H185ZM222 59H221V61H222ZM77 60V59H76ZM83 60V59H82ZM95 60V61H96ZM160 60H161V58H160ZM226 60V59H225ZM17 61H19L20 63H18ZM52 61V60H51ZM53 61H55V60H53ZM79 61H81V60H79ZM102 61V60H101ZM139 61V60H138ZM84 62H86L85 60H84ZM89 62V63H90ZM143 62V61H142ZM152 62H154L153 61V59H152ZM56 63V62H55ZM81 63V62H80ZM96 63H97V61H96ZM172 63V62H171ZM217 63H219V62H217ZM224 63V62H223ZM51 64H53V63H51ZM62 64V63H61ZM86 64V65H87ZM144 64V63H143ZM192 64V63H191ZM216 64V63H215ZM220 64H222V63H220ZM225 64V63H224ZM54 65H56V64H54ZM103 65V64H102ZM101 65V66H102ZM214 65V64H213ZM228 65V64H227ZM58 65H56V67H57ZM62 65H60V67H61ZM174 66V65H173ZM54 67V66H53ZM55 67V68H56ZM92 67V66H91ZM98 68L96 69V73H95V78H98L99 80H97V83H96V85H95V87L94 88H96L95 90H93L92 92H91V89L92 88H90V91H87V93H90V94H87L84 90H83V93L85 92L88 96H87V98H89V99H94V98H96V96L98 95V93H99V91L97 90L98 88L97 87H99V89H100V91L101 92H108L109 93V91H112L113 89H121V90H123V91H126V89H127V87H126V85H124L123 83H117L118 81H120V78H118V77H116V76H114V78H115V80L117 81L118 79V81L116 82L112 77H110L107 73H105L103 70H101V68H100V66H97ZM140 67V66H139ZM168 67V66H167ZM214 67H216V66H214ZM61 68H63V67H61ZM194 68V67H193ZM195 68V69H196ZM209 68V69H208ZM213 68V67H212ZM217 68V67H216ZM219 68V67H218ZM218 68H217V70H218ZM51 70H52V68H50ZM91 69V68H90ZM93 69V68H92ZM166 69V68H165ZM221 69V68H220ZM225 69V68H224ZM55 71H56V69H54ZM140 70H141V68H140ZM193 70V69H192ZM207 70H209L208 72H207ZM216 70V69H215ZM53 71V70H52ZM63 71V70H62ZM61 71V72H62ZM91 71V70H90ZM90 71H89V73H90ZM152 71V70H151ZM197 71H199V70H197ZM196 71V72H197ZM219 71V70H218ZM223 71H225V70H223ZM56 72H59V69H58V71H56ZM154 72V71H153ZM157 72V71H156ZM162 72V71H161ZM192 72H194V70L192 71ZM53 73V72H52ZM199 73V72H198ZM210 73V72H209ZM208 73V74H209ZM249 73V72H248ZM250 73H251V70H250ZM249 73V74H250ZM19 74H22V76L24 75V77L26 76L27 78H26V80L25 81H27V83H25V82H22L23 80L21 79V78H19ZM62 74V73H61ZM60 74V75H61ZM144 74V73H143ZM159 74V73H158ZM197 74V73H196ZM213 74V73H212ZM226 74V75H227ZM63 75V74H62ZM201 75V74H200ZM211 75V74H210ZM209 75V76H210ZM21 76V77H22ZM53 76H55V79H53L54 80V82L56 81V77L58 76H56L55 74H53ZM112 76V75H111ZM118 76V75H117ZM195 76V75H194ZM208 76V75H207ZM206 76V74H205V76H203L204 78H203V81H201V82H203V84L201 85V86H210V87H212V90H213V87L215 88L216 87V89L218 88V89H221V90H223V92L225 91V94H229V95H233L234 94V96H235V94H238V90H237V88L235 87V85L230 81V79L229 80H227V79H222V77H218V75H216V77H218V78H216L212 83H211V85H210V83H209V79H208V77ZM245 76V77H244ZM59 77V76H58ZM61 77V76H60ZM60 77H59V79H60ZM83 77V76H82ZM81 77V78H82ZM141 77H143V75L141 76ZM202 76H200V78H201ZM211 77V76H210ZM209 77V78H210ZM249 77V78H250ZM260 77H263L262 79H263V81L262 80H260ZM23 78V77H22ZM84 78V77H83ZM82 78V79H83ZM89 78V77H88ZM118 78V79H117ZM197 79H200V78H198V77H196ZM19 79H21L22 81H20ZM85 79V78H84ZM213 79V78H212ZM247 79V78H246ZM30 80L32 81V83L30 82ZM51 80V79H50ZM61 80V79H60ZM94 80V79H93ZM124 80V79H123ZM122 80V78H121V81H123ZM138 80V79H137ZM196 80V79H195ZM250 80V79H249ZM59 81V80H58ZM58 81H56L57 83H58ZM68 81H70V80H68ZM73 81H76V80H73ZM79 81V80H78ZM84 81H86V80H84ZM95 81V80H94ZM120 81V82H121ZM198 81V80H197ZM200 81V80H199ZM235 81V80H234ZM43 82V81H42ZM53 82V81H52ZM55 82V83H56ZM61 82V81H60ZM62 82H63V80H62ZM62 82H61V84H62ZM72 82V81H71ZM128 82V81H127ZM127 82H125L126 84H128ZM137 82V81H136ZM139 82V81H138ZM137 82V83H138ZM201 82H200V84H201ZM36 83V82H35ZM69 84H71L70 82H68ZM74 83V82H73ZM79 84H80V82H78ZM196 83V82H195ZM198 83V82H197ZM196 83V84H197ZM254 83V84H255ZM37 84V83H36ZM59 84V86L61 85L60 83H58ZM57 84V85H58ZM69 84H66V85H68V87H69ZM78 84V85H79ZM130 84V83H129ZM134 84H136V83H134ZM144 84V83H143ZM212 84H213V86H212ZM46 85H47V83H46ZM51 85H52V83H51ZM57 85L55 84V87H57ZM74 85H76V84H74ZM78 85H77V87H78ZM84 85H86V84H84ZM136 85H138V84H136ZM136 85L134 86V88L136 87ZM139 85H140V83H139ZM199 85V84H198ZM36 86V85H35ZM44 86H45V82H44ZM80 86V85H79ZM129 86V85H128ZM188 86V85H187ZM197 86V85H196ZM242 86V85H241ZM41 86L39 85V89H41L40 88ZM48 87H49V85H48ZM54 86H52V88H53ZM66 86H65V84H64V88H65ZM67 87V88H68ZM71 87V86H70ZM147 87H149V86H147ZM200 87V86H199ZM37 89H38V87H36ZM46 88V87H45ZM62 87L60 86V88H58V89H61ZM64 88H62V89H64ZM85 88V87H84ZM129 88V87H128ZM132 88V87H131ZM137 89H138V87H136ZM189 88V87H188ZM194 88H195V85H193V89L192 90H194ZM203 88V87H202ZM206 88V87H205ZM209 88V87H208ZM208 88H206L207 89V91H208ZM34 89V88H33ZM43 89V88H42ZM46 89H48V88H46ZM46 89L44 90V91H46ZM50 89V88H49ZM57 89V88H56ZM72 89H74V88H72ZM71 89V90H72ZM80 89H82V88H80ZM79 89V90H80ZM136 89V90H137ZM177 89V88H176ZM77 90V89H76ZM131 91L132 90H135V89H130ZM191 90V91H192ZM211 90V89H210ZM215 90V89H214ZM39 91V90H38ZM53 91V90H52ZM52 91H51V93H52ZM61 91V90H60ZM63 91V94L65 93L64 92V90H62ZM62 91H61V93H62ZM68 91H69V89H68ZM78 91V90H77ZM130 91V92H131ZM139 91H141V90H138L137 91V93L139 92ZM198 91L199 92H202V89H201V87L200 88H198ZM37 92V91H36ZM67 92V91H66ZM70 92V91H69ZM74 92H76V91H74ZM80 92H81V90H80ZM114 92L116 93V90H114ZM193 92V91H192ZM43 93V92H42ZM50 93V92H49ZM54 93V92H53ZM68 93V92H67ZM66 93V94H67ZM73 93V92H72ZM76 93H78V92H76ZM128 93V92H127ZM194 93V92H193ZM205 93H207L206 91H205ZM204 92L202 93V94H205ZM264 93V92H263ZM41 94V93H40ZM59 94V93H58ZM69 94H71V93H69ZM74 94V93H73ZM135 95H136V92L134 93ZM140 94V93H139ZM188 94V93H187ZM201 94V93H200ZM38 95V94H37ZM60 95V94H59ZM76 95H78V94H76ZM80 95H81V93H80ZM118 95V94H117ZM123 95V94H122ZM121 95V96H122ZM128 95H129V93H128ZM134 95V96H135ZM138 95V94H137ZM206 95V94H205ZM248 95H250L249 93H248ZM54 96V95H53ZM61 96H62V94H61ZM82 96V95H81ZM83 96H84V94H83ZM86 96V95H85ZM113 96V95H112ZM130 96H131V94H130ZM133 96V97H134ZM191 96H192V93H191ZM194 96H197V95H194ZM201 96V95H200ZM204 96V95H203ZM238 96H239V94H238ZM66 97H67V95H63V100H65L66 99ZM79 97V96H78ZM125 97V96H124ZM126 97H129V96H127L126 95ZM125 97V98H126ZM198 97V96H197ZM237 97V96H236ZM243 97H244V95H243ZM251 97V96H250ZM253 97V96H252ZM255 97V96H254ZM36 98V97H35ZM38 98V97H37ZM62 98V97H61ZM79 98H81V100L80 99H78L79 101H82V99H83V97H79ZM86 98V97H85ZM101 98V97H100ZM118 99H120V97H117ZM124 98V99H125ZM130 98V97H129ZM238 98V97H237ZM239 98H240V96H239ZM245 98V97H244ZM249 98V97H248ZM74 99H76L77 100V96H76V98H74ZM127 99V98H126ZM56 100V99H55ZM68 100V99H67ZM85 100V99H84ZM122 100H123V98H122ZM242 100V99H241ZM51 101V100H50ZM86 102L85 103H87L88 101L87 100H85ZM243 101V100H242ZM241 101V102H242ZM65 103H66V101H64ZM68 102V101H67ZM74 102H77V101H74ZM73 102V103H74ZM108 102V101H107ZM50 103H52V102H50ZM96 103V102H95ZM55 104V103H54ZM59 104V106L58 105H56V106H58L59 107V111H60V113L64 116V115H66L67 116V113L68 114H70L69 113V110L71 111V105H70V109H69V106H68V104L67 105H65V104H63V101L61 102L60 101V103H58ZM88 104L89 105H91V103H89L88 102ZM239 104V103H238ZM51 105V104H50ZM74 105H76V104H74ZM74 105H72V106H74ZM79 105V104H78ZM97 105V104H96ZM95 105V108L97 107H99V105H97L96 106ZM103 105V104H102ZM52 106V105H51ZM54 106V105H53ZM101 106V105H100ZM115 106V105H114ZM238 106V105H237ZM240 106V105H239ZM238 106V107H239ZM79 107V106H78ZM77 106H76V108H78ZM240 107H242V105L240 106ZM49 108V107H48ZM93 108V107H92ZM94 108V111L96 110L97 111V109H95ZM42 110L43 112L42 113H36L37 112V110ZM54 109V108H53ZM73 109H74V107H73ZM102 109V108H101ZM100 109V111H102ZM234 109V108H233ZM50 110V109H49ZM56 110H58V109H55V111ZM74 110H76V109H74ZM104 110V109H103ZM107 110V109H106ZM236 110V109H235ZM240 110V109H239ZM73 111V110H72ZM83 111H85V110H83ZM100 111L99 112H97V113H100ZM237 111V110H236ZM50 112V111H49ZM108 112V111H107ZM107 112H106V116L108 117V115L110 114H107ZM52 113V112H51ZM50 113V114H51ZM56 113V112H55ZM54 113V114H55ZM73 113V112H72ZM91 113V112H90ZM93 113V112H92ZM91 113V114H92ZM112 113V112H111ZM36 114V115H35ZM102 114V113H101ZM113 114V113H112ZM9 115V114H8ZM48 115H49V113H48ZM58 115H59V113H58ZM87 115H90L89 113L87 114ZM92 115H94V114H92ZM100 115V114H99ZM111 115V114H110ZM50 116V115H49ZM70 116H71V114H70ZM69 116V117H70ZM73 116H74V114H73ZM95 116V115H94ZM100 116H102V115H100ZM99 116V117H100ZM104 116V115H103ZM113 116V115H112ZM116 116V115H115ZM115 116H114V118H113V120H115L116 118H115ZM6 117H8V116H6ZM52 117V116H51ZM60 117V115L58 116V118ZM62 117V116H61ZM90 117V116H89ZM93 116H91V118H92ZM96 117V116H95ZM105 117V116H104ZM103 117V118H104ZM53 118H56V120H58V118L57 117H55V115H54V117ZM63 118H65V120L67 119L65 116L63 117ZM62 118V119H63ZM71 118V117H70ZM74 118H76V117H74ZM94 118V117H93ZM92 118V120H93V122L95 121L94 119ZM110 118V117H109ZM108 118V119H109ZM61 119V118H60ZM77 119V118H76ZM64 120V119H63ZM63 120L61 121V120H59V122H63ZM69 120V119H68ZM67 120V121H68ZM82 120V119H81ZM91 120V119H90ZM110 120H111V118H110ZM117 120H119L118 118H117ZM51 121H53V120H51ZM55 121V120H54ZM53 121V122H54ZM73 121V120H72ZM72 121H71V123H72ZM83 121H85V120H83ZM116 121V120H115ZM119 121H121V120H119ZM123 121V120H122ZM52 122V123H53ZM56 122V121H55ZM66 122V121H65ZM70 122V121H69ZM68 122V123H69ZM93 122H91L90 121V123H91V126L92 125H94V124H96L95 122H94V124H93ZM97 122V121H96ZM114 122V121H113ZM51 122H50V124H52ZM58 123V122H57ZM74 123H77V122H74ZM79 124L81 123L80 121L78 122ZM84 123V122H83ZM82 123V124H83ZM115 123V125H116V122H114ZM60 124V123H59ZM62 124H64V123H61V125ZM66 124V123H65ZM88 124V123H87ZM123 124H125V122H122V125ZM45 125V124H44ZM47 125V124H46ZM49 125V124H48ZM47 125V126H48ZM97 125H99V124H97ZM118 125V124H117ZM52 126H54V125H52ZM56 126V125H55ZM60 125H57V127H59ZM74 126H76L77 127V125H74ZM81 126V125H80ZM88 126V125H87ZM90 126V125H89ZM100 126V125H99ZM124 126V125H123ZM62 127V126H61ZM67 127V126H66ZM72 127H73V125H72ZM82 127V126H81ZM94 128L96 127L95 125L93 126ZM13 128V127H12ZM43 128H45V127H43ZM48 128V127H47ZM55 128V127H54ZM69 128V127H68ZM84 128V127H83ZM91 128V127H90ZM109 128L111 129V126H109ZM120 128V127H119ZM123 128H125V127H123ZM127 128V127H126ZM9 129V128H8ZM11 129V128H10ZM46 129V128H45ZM58 129V128H57ZM62 129V131L63 130H65L64 128H61ZM60 129V130H61ZM70 129H71V127H70ZM70 129H68V131L70 130ZM74 129H76V128H74ZM74 129H72V130H74ZM96 129H97V127H96ZM107 129V128H106ZM113 129V128H112ZM117 128H115V130H116ZM52 130V129H51ZM55 130V129H54ZM77 130H79V129H77ZM77 130L76 131H74V132H76L77 133ZM80 130H81V128H80ZM83 130V129H82ZM81 130V131H82ZM92 130V129H91ZM94 130V129H93ZM101 130V129H100ZM124 130V129H123ZM129 130V128L126 130V131H128ZM41 131V132H40ZM58 131V130H57ZM61 131V133H64V132H62ZM66 131V130H65ZM85 131V130H84ZM89 131V130H88ZM118 131V130H117ZM126 131H124V132H126ZM130 131V130H129ZM51 132V131H50ZM72 134H73V132L72 131H70ZM90 132V131H89ZM88 132V134H90ZM119 132H121V130L119 131ZM119 132H117V134L119 133ZM124 132H122L123 133V138H125V135H124ZM13 133H12V135H13ZM44 133H43V135H44ZM58 133V132H57ZM67 133H69V132H67ZM66 133V134H67ZM71 133H69L70 135H71ZM86 133V132H85ZM104 133V132H103ZM127 133V132H126ZM125 133V134H126ZM129 133V132H128ZM35 134V135H36ZM49 134V136L51 135V133H48ZM55 134V133H54ZM65 134V133H64ZM63 134V135H64ZM68 134V135H69ZM81 134H83L82 132L80 133V136H81ZM93 134V133H92ZM121 134V133H120ZM11 135V136H12ZM58 135H59V133H58ZM67 135V136H68ZM84 135V134H83ZM91 135V134H90ZM108 135V134H107ZM119 135V134H118ZM127 135V134H126ZM37 136V135H36ZM39 136V135H38ZM45 136V135H44ZM59 136H61V135H59ZM66 136V137H67ZM74 136H76V135H74ZM94 136V135H93ZM93 136H92V138H93ZM103 136V135H102ZM129 136V135H128ZM9 137H10V133H9V135L8 134H1L0 135V168L1 167H4L5 169H7V170H9V171H13V170H17V168L19 169L20 168V163H22L23 165L21 166V168L23 169V170H25L26 172H31L30 171V165H29V162H28V160H25L24 158L23 159H20L19 160V158L18 157H20V155H21V153L20 152H18V154H19V156H16V155H14L13 154V152H11L10 151V147H12V146H9V144L11 145V141H9V140H12V139H9ZM13 137H14V135H13ZM20 137V136H19ZM41 137V136H40ZM66 137H64V138H66ZM71 138L73 137L72 135L70 136ZM83 137V136H82ZM89 138H90V136H88ZM88 137H86V139L88 138ZM100 137H101V135H100ZM100 137H99V139H100ZM127 137V136H126ZM12 138V137H11ZM24 138V137H23ZM45 138V137H44ZM50 138H52L51 136H50ZM55 138V137H54ZM68 138V140L70 141L71 139H69V137H67ZM88 138V139H89ZM103 138H104V136H103ZM106 138V137H105ZM111 138V137H110ZM15 139V138H14ZM17 139V138H16ZM21 139V138H20ZM56 139V138H55ZM59 139V138H58ZM73 140H74V138H72ZM78 139V138H77ZM86 139H84V140H86ZM87 139V140H88ZM119 139V138H118ZM117 139V140H118ZM125 139H128V138H125ZM23 140V139H22ZM21 140V141H22ZM67 140V141H68ZM73 140H72V142H73ZM79 140V139H78ZM83 140V141H84ZM101 140V139H100ZM116 140V139H115ZM114 140V141H115ZM20 141V140H19ZM51 141H54V140H51ZM62 141V140H61ZM94 141V140H93ZM96 141V140H95ZM101 141H103V140H101ZM113 141V142H114ZM119 141V140H118ZM120 141H121V139H120ZM122 141H124V140H122ZM13 142H14V140H13ZM16 142H18V140L16 141ZM23 142H25V143H28V141L27 140H23ZM29 142H30V140H29ZM63 142V141H62ZM71 142V143H72ZM84 142H87V141H84ZM83 142V143H84ZM97 142V141H96ZM95 142V143H96ZM112 142V143H113ZM20 143V142H19ZM49 143V142H48ZM51 143V142H50ZM67 143V142H66ZM106 143H109V142H107L106 141ZM116 143H119V142H116ZM13 144H18V143H12V145ZM29 144V143H28ZM27 144V145H28ZM86 144H88V143H86ZM97 144V143H96ZM104 144V143H103ZM102 144V145H103ZM110 144V143H109ZM120 144V143H119ZM25 145V144H24ZM48 145V144H47ZM63 145V144H62ZM68 145H70V144H68ZM72 145V144H71ZM92 145V144H91ZM101 145V144H100ZM108 145V144H107ZM106 145V146H107ZM113 145V144H112ZM116 145V144H115ZM121 145V144H120ZM122 145H123V143H122ZM60 146V145H59ZM14 147V146H13ZM12 147V148H13ZM20 147H21V145H20ZM48 147H49V145H48ZM98 147V146H97ZM123 147H125V146H123ZM17 148V147H16ZM24 148H26V147H24ZM24 148H23V150H24ZM30 148V147H29ZM29 148H28V150H29ZM46 148V147H45ZM77 147H74V149H76ZM82 148H83V146H82ZM91 148H92V146H91ZM106 148V147H105ZM121 148V147H120ZM27 149V148H26ZM40 149V148H39ZM50 149V148H49ZM84 149H86L85 147L83 148V150ZM99 149V148H98ZM109 149V148H108ZM22 150V151H23ZM33 150V149H32ZM78 150V149H77ZM94 150V149H93ZM97 150V149H96ZM107 150V149H106ZM120 150V149H119ZM121 150H123V149H121ZM237 150V149H236ZM249 150V149H248ZM248 150L246 151V148H245V152H248ZM26 151V150H25ZM41 151H43V148H42V150ZM45 151V150H44ZM43 151V152H44ZM46 151H48V150H46ZM45 151V152H46ZM79 151V150H78ZM111 151H114L113 149L111 150ZM125 151V150H124ZM123 151V152H124ZM238 151V150H237ZM244 151V150H243ZM31 152V151H30ZM33 152V151H32ZM44 152V153H45ZM58 152V151H57ZM70 152V151H69ZM74 152V151H73ZM72 152V153H73ZM81 152H82V150H81ZM86 152H88V149H87V151ZM95 151H93V153H94ZM108 152V151H107ZM106 152V153H107ZM116 152V151H115ZM40 153V152H39ZM38 153V154H39ZM47 153V152H46ZM45 153V154H46ZM74 153H77V151L76 152H74ZM89 153H92V152H90L89 151ZM96 153V152H95ZM100 153H101V151H100ZM31 154H35V153H31ZM59 154V153H58ZM63 154V153H62ZM69 154V153H68ZM78 154V153H77ZM86 154H88V153H85V155ZM98 154V153H97ZM103 154H104V152H103ZM102 154V155H103ZM112 154V153H111ZM117 154H119V153H117ZM123 154V153H122ZM127 154V153H126ZM23 155V154H22ZM35 155H37V152H36V154ZM40 155V154H39ZM42 155L43 154H41V157H42ZM71 155H73V154H71ZM89 155V154H88ZM92 155V154H91ZM106 155V154H105ZM112 155H114V154H112ZM247 155V154H246ZM249 155V154H248ZM253 154L251 153V156H252ZM32 156V155H31ZM51 156V155H50ZM56 156V155H55ZM77 156V155H76ZM94 156H95V154H94ZM93 156V157H94ZM97 156V155H96ZM98 156H100V155H98ZM24 157V156H23ZM70 157H73V156H70ZM79 157V156H78ZM90 157V156H89ZM102 157V156H101ZM108 157V156H107ZM110 157H112V156H110ZM116 157V156H115ZM249 157V156H248ZM28 158V157H27ZM46 158V157H45ZM92 158V157H91ZM100 158V157H99ZM113 158V157H112ZM117 158V157H116ZM31 159V158H30ZM35 159V158H34ZM33 159V160H34ZM39 159V158H38ZM103 159H104V157H103ZM120 159V158H119ZM250 159V158H249ZM254 159V158H253ZM253 159H251L250 160V162L251 163H249V164H252L253 163V165L252 166H254V164H255V162H253L254 160ZM47 160V159H46ZM70 160V159H69ZM82 160V159H81ZM109 160V159H108ZM107 160V161H108ZM37 161H39V160H37ZM79 161V160H78ZM110 161H112V160H110ZM121 161H122V159H121ZM120 161V162H121ZM124 161H126V159L124 160ZM44 162H46V161H44ZM43 162V163H44ZM113 162V161H112ZM120 162H118L119 164H120ZM123 162V161H122ZM32 164V163H31ZM114 164V163H113ZM34 165V164H33ZM42 165V164H41ZM47 165V164H46ZM121 165H122V163H121ZM256 165V164H255ZM44 166H45V164H44ZM41 167H43V166H41ZM123 167V166H122ZM256 168H257V166H255ZM37 169H40V168H37ZM37 169H35V172H36V170ZM42 169V168H41ZM44 169H45V167H44ZM122 169V168H121ZM234 169V168H233ZM259 169H261V168H257V170H259ZM21 170V169H20ZM47 170V169H46ZM45 170V171H46ZM234 170H236V169H234ZM238 170V169H237ZM256 170V169H255ZM6 171V170H5ZM42 171V170H41ZM247 171V170H246ZM249 171H251V170H249ZM262 171V169L259 171L260 173H262L261 172ZM25 172V173H26ZM33 172V174H35L34 173V171H32ZM244 172V171H243ZM253 172V171H252ZM13 173H15V172H13ZM24 173V172H23ZM232 173V172H231ZM233 173H234V171H233ZM19 174V173H18ZM18 174H17V176H18ZM32 174V173H31ZM33 174H32V176H30V177H32L33 178ZM40 174V173H39ZM16 175V174H15ZM20 175V174H19ZM23 175H25V174H23ZM22 175V176H23ZM44 175V174H43ZM223 175V174H222ZM226 175V174H225ZM26 176V175H25ZM12 177V176H11ZM24 177V176H23ZM39 177H40V175H39ZM42 177V176H41ZM40 177V178H41ZM44 177V176H43ZM40 178H38L37 177V179H38V181H40ZM10 179V178H9ZM25 179V178H24ZM23 179V180H24ZM34 179V178H33ZM1 180V179H0ZM34 180H36V179H34ZM235 180H237V179H235ZM239 180V179H238ZM13 181V180H12ZM12 181H11V183H12ZM18 180H16V181H13V182H15L14 183V185H13V188H14V186H16L15 184H17L16 182H17ZM22 181V180H21ZM37 181V180H36ZM19 182V184H21L20 183V181H18ZM30 182H32V180H30L29 181V183ZM34 182V181H33ZM36 183V182H35ZM34 183V184H35ZM40 183V182H39ZM13 184V183H12ZM27 184V183H26ZM31 184L32 183H30V185L29 186H31ZM258 185V184H257ZM19 186V185H18ZM17 186V187H18ZM33 186V185H32ZM31 186V187H32ZM34 186H36V185H34ZM33 186V187H34ZM25 187V186H24ZM23 187V188H24ZM12 188V187H11ZM17 189V188H16ZM33 189H35V188H33ZM37 189V188H36ZM27 190H29V189H27ZM26 189H24L23 191H27ZM31 190V189H30ZM247 190V189H246ZM16 191V190H15ZM18 191V190H17ZM34 191V190H33ZM33 191L31 190V192L33 193ZM37 191H39V190H37ZM249 191V190H248ZM253 191V190H252ZM28 192V191H27ZM42 192V191H41ZM7 193H8V191H7ZM6 193V194H7ZM9 193H10V191H9ZM8 193V194H9ZM32 193H29L28 192V194H29V196H30V194H32ZM40 192H38V194H39ZM257 193V192H256ZM11 194H13L12 192H11ZM10 194V195H11ZM35 194H37L36 193V191H35ZM43 194H44V191H43ZM1 195H3V194H1ZM9 195V196H10ZM17 195V194H16ZM47 195V194H46ZM45 195V196H46ZM81 195V194H80ZM105 195V194H104ZM7 196V195H6ZM11 196H13V195H11ZM10 196V198H12ZM22 196V195H21ZM26 196H27V194H26ZM33 196H34V194H33ZM33 196H30L31 198L33 197ZM37 196H41V193L39 194V195H37ZM82 196H84V195H82ZM86 196V195H85ZM84 196V197H85ZM94 197L96 196V195H93ZM17 197V196H16ZM19 197V196H18ZM42 197V196H41ZM89 197H90V195H89ZM98 197V196H97ZM106 197V196H105ZM109 198H110V196H108ZM4 198V197H3ZM7 198V197H6ZM26 198V197H25ZM29 197L27 196V199H28ZM30 198V199H31ZM45 197L43 196L41 199H44ZM49 198V197H48ZM62 198V197H61ZM80 198V197H79ZM87 198H88V196H87ZM91 198H93L92 196H91ZM91 198H89L90 200H91ZM96 198V197H95ZM260 198H263V196H260ZM8 199V198H7ZM27 199H25V200H22V201H20V202H18L15 198H14V200H16V201H14L13 199V201H14V203H11V202H8V201H5V202H3V203H0V264H35L34 263V261H33V259H32V257H30L31 255H30V253H29V251H31V250H29V251H27V252H25V251H23V252H21V256L20 255H18V254H16V253H14V252H12V251H7L5 248H4V244H5V242L6 241H8V239H11L12 237H14L15 238V236H19V235H22V234H24L25 236H28L30 239H32L33 241L35 240L36 242H34V244H35V246L36 247H39L40 248V246H42V244L44 243V232H41L40 230L39 231H36V229H35V225H34V217H33V205L31 204L33 201H34V199H32L33 201H31V203L29 202V200H27ZM37 199H38V197H37ZM46 199H47V196H46ZM77 199H78V197H77ZM111 199V198H110ZM115 198H113L112 200H114ZM235 199V198H234ZM237 199V198H236ZM2 200V199H1ZM49 200V199H48ZM74 200V199H73ZM80 201H78V203H80V202H83V200L81 201V199H79ZM96 200V199H95ZM230 200H231V198H230ZM263 199H261L260 201H262ZM36 201V200H35ZM34 201V202H35ZM44 201V200H43ZM42 201V202H43ZM46 201V200H45ZM109 201V200H108ZM115 201V200H114ZM128 201H130V200H128ZM167 201V200H166ZM235 202L237 201V200H234ZM238 201H239V199H238ZM248 201V200H247ZM93 202V201H92ZM109 202H113V201H109ZM124 202H125V199H124ZM131 202V201H130ZM40 203V202H39ZM45 204H47L46 202H44ZM74 202L72 201V204H73ZM77 203V204H78ZM96 203V201L94 202V204ZM97 203H99V205H101L100 203L101 202H97ZM107 203V202H106ZM114 203V202H113ZM113 203H111V204H113ZM121 203V202H120ZM126 203V202H125ZM133 203V202H132ZM232 203V202H231ZM238 203H240L241 204V202H238ZM244 203H245V201H244ZM248 203V202H247ZM264 203V202H263ZM262 203V204H263ZM77 204H74V205H77ZM82 204V203H81ZM116 204V203H115ZM118 204H119V202H118ZM134 204V203H133ZM137 204V203H136ZM165 203H163V205H164ZM239 204V205H240ZM255 204V203H254ZM261 204V205H262ZM39 205V204H38ZM42 205V204H41ZM41 205H39L40 207H41ZM69 205V204H68ZM73 205V206H74ZM84 205H85V203H84ZM83 205V206H84ZM98 205V204H97ZM106 205V204H105ZM131 205V204H130ZM167 205V204H166ZM72 206V205H71ZM90 206V205H89ZM94 206H96V205H94ZM102 206H104V204L102 205ZM107 206H109V205H107ZM122 206V205H121ZM121 206H118L117 205V208L118 207H120L121 208ZM125 206V205H124ZM153 206V205H152ZM156 206H158V205H156ZM161 206V205H160ZM160 206H159V208H160ZM222 206V205H221ZM225 206V205H224ZM254 206H256V205H254ZM263 206V205H262ZM43 207V206H42ZM45 207V206H44ZM44 207H43V209H44ZM80 207H82V206H80ZM85 207H86V205H85ZM98 206H96L95 208H97ZM100 207V206H99ZM98 207V208H99ZM110 207V206H109ZM109 207H105L104 209H108ZM115 205H114V208L113 209H115ZM123 207V206H122ZM133 207H134V205H133ZM138 207V206H137ZM140 207V206H139ZM150 207V206H149ZM166 207V206H165ZM215 207H217V206H215ZM225 207H227V206H225ZM225 207L223 208V209H225ZM232 207V206H231ZM246 207V206H245ZM244 206H243V208H245ZM84 208V207H83ZM91 208V207H90ZM97 208V209H98ZM101 208V210H102V208L103 207H100ZM112 208V207H111ZM117 208L115 209V210H117ZM124 208V207H123ZM178 208V207H177ZM177 208H176V210H177ZM230 207H228V209H229ZM238 208H239V206H238ZM240 208H241V206H240ZM247 208H248V205H247ZM255 208H258V206L257 207H255ZM54 209H55V207H54ZM78 209H80V208H78ZM78 209H77V211H78ZM89 209V208H88ZM93 209V207L91 208V210ZM97 209H95V210H97ZM104 209H103V211H104ZM134 209V208H133ZM139 209V211H140V209H142V208H138ZM149 209V208H148ZM150 209L152 210V208L150 207ZM154 209V208H153ZM157 209V208H156ZM166 209V208H165ZM173 208H171V210H172ZM185 209L186 208H184V211H185ZM218 209V208H217ZM234 209V208H233ZM246 209V208H245ZM260 208H258V210H259ZM262 209V208H261ZM264 209V208H263ZM62 210V209H61ZM60 210V211H61ZM84 210V209H83ZM86 210V209H85ZM84 210V211H85ZM110 209H108V210H106V212H108ZM121 210V209H120ZM120 210H118V211H120ZM132 210V209H131ZM136 210V209H135ZM173 210H175V209H173ZM179 210H183V209H178V211ZM192 210V209H191ZM210 210V209H209ZM208 210V211H209ZM216 210V209H215ZM220 210V209H219ZM241 210V209H240ZM255 210V209H254ZM56 211V210H55ZM58 211V210H57ZM63 211V210H62ZM65 211H66V209H65ZM80 211V210H79ZM122 212H123V210H121ZM121 211L120 212H118V213H121ZM125 211V210H124ZM138 211V212H139ZM155 211V210H154ZM162 211V210H161ZM163 211H165V210H163ZM167 211V210H166ZM170 211V210H169ZM187 211H189V210H187ZM207 211V212H208ZM216 211H218V210H216ZM225 211H226V209H225ZM230 211V210H229ZM239 211V210H238ZM71 212V211H70ZM73 212V211H72ZM99 212H101L100 210H99ZM106 212H105V214L104 215H106ZM114 212V211H113ZM127 212V211H126ZM128 212H130V209H129V211ZM127 212V213H128ZM151 213H152V211H150ZM190 212V211H189ZM227 212V211H226ZM234 212V211H233ZM240 212V211H239ZM244 212V211H243ZM74 213V212H73ZM84 213V212H83ZM97 213V212H96ZM114 213H116V212H114ZM131 213V212H130ZM137 213V212H136ZM154 213V212H153ZM157 213V212H156ZM168 213V212H167ZM194 213H197V212H194ZM193 213V214H194ZM204 213V212H203ZM209 213V212H208ZM208 213H205V215H207ZM213 213V212H212ZM218 213V212H217ZM236 213V212H235ZM78 214V213H77ZM79 214H81V212L79 213ZM84 214H86V213H84ZM91 214V213H90ZM107 214H110V213H107ZM133 214H134V212H133ZM138 214V213H137ZM169 214H171V213H169ZM168 214V215H169ZM177 214H179V213H177ZM176 214V215H177ZM221 214V213H220ZM228 214V213H227ZM227 214L225 215V216H227ZM237 214H238V212H237ZM247 214V215H246ZM82 215V214H81ZM89 215V214H88ZM93 215H94V211H93ZM111 216H112V213L110 214ZM109 215V217H111ZM159 215H160V213H159ZM162 215H164V214H162ZM174 215V217H177L176 215H175V213L173 214ZM186 214H184L183 216H185ZM192 215V214H191ZM209 215V214H208ZM212 215V214H211ZM230 215H232V214H230ZM245 215H246V217L245 216H243V218H244V220H246V219H248V220H246V221H242L241 219H240V221H242V223H240V225H238V223L237 224H232L233 226H231L232 228H230V229H226L227 230V232H228V235H230V237L234 240V241H238V240H240V238H243V237H245V238H249V237H251L252 238V242H254V241H261L262 243H264V210H261V211H249V212H247V213H245ZM70 216H73V215H70ZM83 216V215H82ZM140 216V215H139ZM182 216V215H181ZM190 216V215H189ZM195 216V215H194ZM204 216V215H203ZM203 216H200V217H202L201 219H203ZM214 215H212L211 216V219H212V217H213ZM221 215H219V217H220ZM238 216H239V214H238ZM63 217H64V215H63ZM74 217H77V216H74ZM81 217V216H80ZM95 217H96V215H95ZM98 217V216H97ZM96 217V218H97ZM108 217V218H109ZM136 217H138V216H136ZM142 217V216H141ZM144 218H145V216H143ZM158 217V216H157ZM160 217H163V216H161L160 215ZM166 217V216H165ZM164 217V218H165ZM168 217V216H167ZM180 217V216H179ZM187 217V216H186ZM205 217V216H204ZM208 217V216H207ZM207 217H206V219H207ZM222 217V216H221ZM229 217V216H228ZM233 217V216H232ZM235 217H236V215H235ZM51 218V217H50ZM65 218V217H64ZM139 218V217H138ZM149 218V217H148ZM170 218V217H169ZM178 218V217H177ZM180 218H182V217H180ZM185 218V217H184ZM184 218H182L181 220H183ZM190 218V217H189ZM195 218V217H194ZM193 218V219H194ZM218 218V217H217ZM225 218V217H224ZM234 218V217H233ZM242 218V217H241ZM242 218V219H243ZM57 219V218H56ZM61 220H62V218H60ZM84 219V218H83ZM86 219V218H85ZM88 219V218H87ZM104 219H106V218H104ZM152 218H150V220H151ZM173 219V218H172ZM192 219V218H191ZM196 219V218H195ZM198 219V218H197ZM208 219H209V217H208ZM210 219V220H211ZM214 219V218H213ZM221 219L222 218H219V220L221 221ZM230 219H232V218H230ZM229 219V220H230ZM235 219V218H234ZM93 220V219H92ZM101 220H102V218H101ZM100 220V221H101ZM147 220V219H146ZM150 220H148V221H150ZM176 220V219H175ZM82 221V220H81ZM85 221V220H84ZM88 221V220H87ZM86 221V222H87ZM103 221L104 220H102L101 222H102V224H103ZM107 221V220H106ZM109 221V220H108ZM141 221V220H140ZM162 221V220H161ZM170 221V220H169ZM169 221L167 220L166 222L164 221L163 223H169ZM184 221V220H183ZM185 221H186V218H185ZM190 221V220H189ZM198 221H200V220H198ZM198 221H196V222H198ZM203 221V220H202ZM209 221V220H208ZM207 221V222H208ZM212 221V220H211ZM220 221L218 222L219 224H220ZM42 222V221H41ZM89 222V221H88ZM145 222V221H144ZM157 222V221H156ZM155 222V223H156ZM160 222V221H159ZM172 222H173V220H172ZM175 222V221H174ZM173 222V223H174ZM192 222V221H191ZM204 222V221H203ZM213 222V221H212ZM228 222H230V221H228ZM231 222H232V220H231ZM237 222V221H236ZM239 222V221H238ZM45 223V222H44ZM51 223V222H50ZM91 224H92V221L90 222ZM106 223V222H105ZM104 223V224H105ZM151 223V222H150ZM152 223H154V221L152 222ZM155 223H154V225H155ZM158 223V222H157ZM171 223V222H170ZM173 223H172V225H173ZM183 223V222H182ZM195 223V222H194ZM205 223V222H204ZM210 223V222H209ZM224 223V222H223ZM226 223V222H225ZM224 223V224H225ZM233 223H234V221H233ZM83 224V223H82ZM108 224H109V222H108ZM107 224V225H108ZM176 224V223H175ZM206 224V223H205ZM211 224H213V223H211ZM216 224V223H215ZM222 224V223H221ZM46 225H47V223H46ZM49 225V224H48ZM99 225V224H98ZM117 225V224H116ZM115 225V226H116ZM166 225H168V224H166ZM171 225V224H170ZM169 225V226H170ZM179 226H181L180 224H178ZM197 225V224H196ZM204 225V224H203ZM202 224H201V226H203ZM209 225V224H208ZM227 225H229V224H226V226ZM36 226H38V225H36ZM52 226V225H51ZM50 226V227H51ZM93 226V225H92ZM91 226V227H92ZM96 225H94V227H95ZM103 226H106V225H103ZM110 226H111V223H110ZM109 226V227H110ZM148 226V225H147ZM176 226V225H175ZM182 226H183V224H182ZM193 226H195V225H193ZM198 226V225H197ZM196 226V227H197ZM205 226V225H204ZM222 226V225H221ZM230 226V225H229ZM41 227V226H40ZM49 227V226H48ZM48 227L46 226L45 228L46 229H48ZM53 227V226H52ZM55 227V226H54ZM53 227V228H54ZM112 227V226H111ZM155 227V226H154ZM153 227V228H154ZM158 227V226H157ZM173 227H174V225H173ZM184 227V226H183ZM189 227V226H188ZM216 227V226H215ZM223 227V226H222ZM228 227V226H227ZM37 228V227H36ZM44 228V229H45ZM52 228V229H53ZM101 228V227H100ZM106 228V227H105ZM159 228V227H158ZM161 228H164L165 229V226H162ZM161 228H159L160 229V231H161ZM176 228V227H175ZM174 228V229H175ZM186 228H187V226H186ZM194 228V227H193ZM201 228V227H200ZM213 228H214V226H213ZM40 229V228H39ZM99 229V228H98ZM137 230V227L136 228H134V230ZM164 229H163V232H164ZM177 229H178V226H177ZM179 229H180V227H179ZM181 229H182V227H181ZM180 229V230H181ZM184 229V228H183ZM191 227L190 228H188V230H190V232H191ZM197 229V228H196ZM203 229V228H202ZM202 229H200V230H202ZM212 229V228H211ZM90 230V229H89ZM89 230H87L86 232L87 233H89L88 231ZM93 231H94V229H92ZM96 230H97V228H96ZM95 230V231H96ZM100 230H102V229H100ZM107 230V229H106ZM105 230V231H106ZM111 230V229H110ZM140 230V229H139ZM138 230V231H139ZM142 230V229H141ZM140 230V231H141ZM152 230V229H151ZM170 230V229H169ZM193 230V229H192ZM199 230V231H200ZM213 230V229H212ZM214 230H216L215 228H214ZM223 230V229H222ZM230 230V231H229ZM44 231V230H43ZM91 231V230H90ZM92 231V232H93ZM99 231V230H98ZM97 231V232H98ZM103 231H104V229H103ZM112 231V230H111ZM158 231V230H157ZM168 231V230H167ZM175 231V230H174ZM196 231V230H195ZM202 231H204V232H202ZM201 231V233L202 234H205V230H202ZM206 231H207V229H206ZM210 232H212L211 230H209ZM217 232H220L221 233V231H219L218 229L216 230ZM215 231V232H216ZM223 231H225V230H223ZM223 231H222V233H223ZM55 232V231H54ZM99 232H102V231H99ZM98 232V233H99ZM136 232V231H135ZM142 232V231H141ZM159 232V231H158ZM173 232V231H172ZM177 232V231H176ZM181 232H183L182 230H181ZM189 232V233H190ZM194 232V231H193ZM198 232V231H197ZM49 233V232H48ZM47 233V235H49V234H51L52 232H50L49 234ZM103 233V232H102ZM101 233V234H102ZM109 233V232H108ZM107 233V235H109ZM114 232L112 231V234H113ZM116 233V232H115ZM114 233V234H115ZM131 233V232H130ZM162 233V232H161ZM164 233H166V231L164 232ZM171 233V232H170ZM169 233V235L170 236H173V237H171V238H173V240L175 239L174 237H176L177 239L176 240H174V241H176V244L178 243V242H180L179 240H180V238H182V237H180L179 235H177V236H174V234L173 233H171L170 234ZM179 233V232H178ZM184 233H187L186 231L184 232ZM195 234L193 235V236H197L198 234H196V232H194ZM201 233H200V235H201ZM57 234V233H56ZM91 234V233H90ZM93 234V233H92ZM91 234V235H92ZM137 233H134V234H132V235H136ZM163 234V233H162ZM180 234V233H179ZM188 234V233H187ZM190 234H192V233H190ZM211 234V233H210ZM213 234V233H212ZM216 234V233H215ZM52 235H55V233L54 234H51V236ZM87 235H89V234H87ZM94 235H96L97 236V234H95L94 233ZM93 235V236H94ZM110 235H111V233H110ZM150 235V234H149ZM176 235V234H175ZM181 235V234H180ZM219 234H217L216 236H218ZM221 235V234H220ZM223 235H225V234H223ZM222 235V236H223ZM25 236H23V237H25ZM85 236V235H84ZM137 236V235H136ZM152 236H154V235H152ZM151 236V237H152ZM156 236H158L159 237V235L156 233ZM167 236V235H166ZM208 236H210L209 234H208ZM207 236V237H208ZM21 237V236H20ZM40 239H38V238ZM43 237V238H42ZM53 237H55V236H53ZM187 237H189V236H187ZM201 237H202V235H201ZM201 237H198V238H201ZM213 237V236H212ZM219 238H220V236H218ZM22 238V237H21ZM29 238H27V239H29ZM45 238H46V236H45ZM85 238V237H84ZM88 238V237H87ZM96 238V237H95ZM115 238V237H114ZM113 238V236H112V240L114 239ZM117 238V237H116ZM121 238V237H120ZM153 238V237H152ZM169 238V237H168ZM192 238V237H191ZM191 238H189V239H191ZM206 238V236L203 238V239H205ZM209 238V237H208ZM26 239V238H25ZM161 239H162V237H161ZM164 239V238H163ZM202 239V238H201ZM202 239V240H203ZM209 239H212V238H209ZM208 239V240H209ZM232 239H230V242H231V240ZM244 239V238H243ZM242 239V240H243ZM12 240V239H11ZM32 240H31V242H32ZM57 240V239H56ZM56 240H54L53 239V244H54V241H56ZM78 240H79V238H78ZM86 240V239H85ZM85 240H84V242H85ZM91 241L92 239H88V241ZM121 240V239H120ZM150 240H152V239H150ZM167 240H170V239H166V242H167ZM182 240V239H181ZM183 240H184V238H183ZM186 240H187V238H186ZM198 240V239H197ZM206 240V239H205ZM246 240V239H245ZM74 241H76V239H74ZM81 241H83V240H81ZM119 241V240H118ZM154 241V240H153ZM152 241V242H153ZM170 241H172V240H170ZM193 241V240H192ZM198 241H200V240H198ZM248 241H250V240H248ZM11 242H14V240L13 241H11ZM25 242H26V240H25ZM27 242H30V241H28L27 240ZM58 242V241H57ZM76 242H78V241H76ZM80 242V241H79ZM113 242H114V240H113ZM121 242V241H120ZM151 242V243H152ZM155 242V241H154ZM187 242H188V240H187ZM207 242V241H206ZM9 243H10V241H9ZM20 243V242H19ZM49 243V242H48ZM83 243V242H82ZM85 243H87V242H85ZM116 243H117V240H116ZM157 243V242H156ZM160 243V242H159ZM169 243V242H168ZM204 243V242H203ZM210 243V242H209ZM248 243V242H247ZM16 244V243H15ZM25 244V243H24ZM23 244V245H24ZM32 244V243H31ZM33 244V245H34ZM45 244H47V243H45ZM52 244V245H53ZM76 244H79V243H76ZM81 244V243H80ZM84 244V243H83ZM89 244V243H88ZM88 244H84V245H88ZM115 244V243H114ZM165 244V243H164ZM173 245H174V242L172 243ZM198 244V243H197ZM200 244V243H199ZM10 245H12V244H10ZM22 245V246H23ZM48 245V244H47ZM55 245V244H54ZM59 245V244H58ZM84 245H83V248H84V250H85V247H84ZM90 245V244H89ZM88 245V246H89ZM93 245V244H92ZM152 245V244H151ZM163 245V243L161 244V246ZM169 245H171V244H169ZM179 245V244H178ZM183 245V244H182ZM181 245V246H182ZM208 245V244H207ZM218 245V244H217ZM217 245H216V251H218V248H217ZM18 246V244H16V247ZM21 246V245H20ZM20 246H18L19 247V250H20ZM56 246V245H55ZM54 246V247H55ZM91 246V245H90ZM90 246L88 247V248H90ZM114 246V245H113ZM163 246H165V245H163ZM172 246V245H171ZM174 246H176V245H174ZM173 246V247H174ZM195 246H198V245H195ZM211 245H209V247H210ZM213 246V245H212ZM220 246V245H219ZM244 246V245H243ZM242 246V247H243ZM256 246V245H255ZM10 247H13V246H10ZM23 247H25V246H23ZM22 247V248H23ZM27 247H28V243H27ZM31 247V246H30ZM29 247V248H30ZM44 247V246H43ZM45 247H47V246H45ZM53 247V246H52ZM76 247H78V246H76ZM118 247H120L119 245H118ZM152 247V246H151ZM153 247H155V246H153ZM152 247V248H153ZM183 247V246H182ZM205 247V246H204ZM208 247V246H207ZM206 247V248H207ZM208 247V248H209ZM230 247H231V245H230ZM233 248H234V246H232ZM231 247V248H232ZM241 247V248H242ZM14 248V247H13ZM31 248H35V247H31ZM61 248V247H60ZM74 248V247H73ZM72 248V249H73ZM94 247H91V249H93ZM114 248H116V247H113V249ZM121 248V247H120ZM156 248V247H155ZM161 248V250H162V247H160ZM175 248V247H174ZM180 248V247H179ZM214 248H215V245H214ZM213 248V249H214ZM232 248V249H233ZM7 249H8V247H7ZM28 249V248H27ZM37 249V248H36ZM41 249V248H40ZM43 249V248H42ZM79 249V248H78ZM82 249V248H81ZM80 249V250H81ZM95 249V248H94ZM93 249V250H94ZM154 249V248H153ZM165 249V248H164ZM182 249V248H181ZM193 249H195V248H193ZM192 249V250H193ZM212 249V248H211ZM249 249V248H248ZM263 249H264V247H263ZM15 250V249H14ZM25 250H26V247H25ZM38 250V249H37ZM44 250H47V249H44ZM57 250V249H56ZM55 250V251H56ZM77 250V249H76ZM76 250H74V251H76ZM80 250H78V251H80ZM152 250V249H151ZM156 250H158V249H156ZM174 250V249H173ZM172 250V251H173ZM189 250V249H188ZM191 249L189 250V251H192ZM209 250V249H208ZM237 250V249H236ZM34 251H36V250H34ZM39 251V250H38ZM53 251V250H52ZM54 251V252H55ZM67 251H69V249L67 250ZM73 251V250H72ZM73 251V252H74ZM82 251V250H81ZM120 251V250H119ZM118 251V252H119ZM154 251V250H153ZM160 251V250H159ZM197 251H199V250H197ZM196 251V252H197ZM219 251H221V250H219ZM223 251V250H222ZM246 251V250H245ZM19 252V251H18ZM25 252V253H24ZM41 252H43V250L41 251ZM58 252H59V250L57 251V254L55 253V255H57L58 256ZM62 252H64V254H65V252L66 251H62ZM61 252V253H62ZM83 252V251H82ZM91 252V251H90ZM94 252V251H93ZM116 252V251H115ZM175 252H178L177 250H175ZM209 252H210V250H209ZM238 252H240V249L237 251V253ZM255 252V251H254ZM44 253H46V251L44 252ZM67 253V252H66ZM69 253H70V251H69ZM78 253V252H77ZM122 253V252H121ZM159 253H161L162 254V252L160 251ZM159 253L157 252V254L159 255ZM180 254H181V252H179ZM187 253V252H186ZM194 253V252H193ZM200 253V252H199ZM213 253V252H212ZM258 253V252H257ZM31 254H32V252H31ZM35 254H37V253H35ZM39 254V253H38ZM42 254V253H41ZM51 254H53V253H50V255ZM80 254V253H79ZM89 254V253H88ZM88 254H86V255H88ZM91 254V253H90ZM96 254V253H95ZM114 254H116V253H114ZM155 254V253H154ZM160 254V255H161ZM174 254V253H173ZM198 254V253H197ZM228 254V253H227ZM226 254V255H227ZM234 254V253H233ZM62 255V254H61ZM92 255V254H91ZM90 255V256H91ZM97 255V254H96ZM149 255V254H148ZM158 255H156V256H158ZM162 255H165V254H162ZM171 255V254H170ZM187 255V254H186ZM189 255V254H188ZM192 255V254H191ZM231 255V254H230ZM33 256V255H32ZM45 256V255H44ZM48 256H49V254H48ZM64 256H66V254L64 255ZM63 256V257H64ZM68 256V255H67ZM71 256V255H70ZM76 256H78V255H76ZM82 256V255H81ZM116 256V255H115ZM118 256V255H117ZM120 256V255H119ZM154 256V255H153ZM190 256V255H189ZM195 256V255H194ZM241 256V255H240ZM34 257V256H33ZM38 257H40V256H38ZM62 257V256H61ZM89 257V256H88ZM124 257V256H123ZM148 257H150V256H148ZM162 257V256H161ZM160 257V258H161ZM171 257V256H170ZM172 257H173V255H172ZM182 257V259L184 258L183 256H181ZM187 257V256H186ZM228 257H230V256H228ZM238 257V256H237ZM36 258H37V256H36ZM57 258V257H56ZM73 258H76V257H73ZM72 258V259H73ZM83 258V257H82ZM91 258H92V256H91ZM93 258H94V256H93ZM139 258V257H138ZM147 258V257H146ZM151 258H153V257H151ZM158 258V257H157ZM157 258H153V259H157ZM164 258H165V256H164ZM167 258V257H166ZM189 258V257H188ZM191 258V257H190ZM53 259V258H52ZM78 259H80L79 257H78ZM99 259V258H98ZM169 259V258H168ZM219 259V258H218ZM54 260V259H53ZM67 261L69 260V259H66ZM77 260V259H76ZM85 260H86V258H85ZM94 260V259H93ZM129 260H131L130 258H129ZM142 260V259H141ZM144 260V259H143ZM142 260V261H143ZM159 260V259H158ZM157 260V262L159 263L160 261H158ZM170 260V259H169ZM185 260V259H184ZM209 260H211V259H209ZM208 260V261H209ZM260 260V259H259ZM41 261V260H40ZM39 261V262H40ZM46 261V260H45ZM56 261V260H55ZM59 261V260H58ZM82 261V260H81ZM90 261H91V259H90ZM89 261V262H90ZM96 261H98V260H96ZM153 261V260H152ZM168 261V260H167ZM183 261V260H182ZM187 261V260H186ZM189 261V260H188ZM193 261H195V260H193ZM216 261V260H215ZM233 261H235V260H233ZM36 262H38V261H36ZM49 262H51L50 260H49ZM52 262H54V261H52ZM57 262V261H56ZM65 262V261H64ZM77 262H80V261H77ZM88 262V263H89ZM95 262V261H94ZM93 262V263H94ZM146 262V261H145ZM144 262V263H145ZM150 262V261H149ZM164 262H165V260H164ZM164 262H163V264H164ZM177 262V261H176ZM191 262V261H190ZM196 263L198 262V261H195ZM211 262V261H210ZM224 262H226V261H224ZM229 262H231V259L229 260ZM229 262H227V263H229ZM241 262V261H240ZM243 262V261H242ZM87 263V264H88ZM96 263V262H95ZM135 263V262H134ZM138 263V262H137ZM155 264H156V262H154ZM157 263V264H158ZM172 263V262H171ZM218 263V262H217ZM41 264H45V262H43V261H41ZM54 264H56V263H54ZM59 264V263H58ZM65 264V263H64ZM67 264V263H66ZM68 264H69V262H68ZM81 264V263H80ZM83 264V263H82ZM142 264V263H141ZM150 264V263H149ZM162 264V263H161ZM165 264H166V262H165ZM168 264V263H167ZM176 264V263H175ZM180 264V263H179ZM190 264V263H189ZM200 264V263H199ZM203 264H205V263H203ZM207 264V263H206ZM219 264V263H218ZM232 264V263H231ZM234 264H236V263H234Z\"/></svg>", "mask_w": 264, "mask_h": 264}]
</instances>
